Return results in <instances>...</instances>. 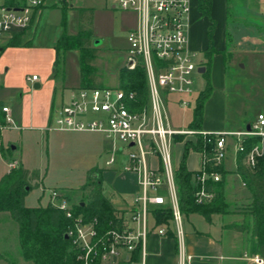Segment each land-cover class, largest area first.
Segmentation results:
<instances>
[{"label": "built area", "instance_id": "obj_1", "mask_svg": "<svg viewBox=\"0 0 264 264\" xmlns=\"http://www.w3.org/2000/svg\"><path fill=\"white\" fill-rule=\"evenodd\" d=\"M8 2H0V48L31 27L35 12L44 0ZM192 6L193 0L115 1V7L137 16L136 27L127 36L126 68H144L148 105L138 108L136 94L119 87H80L70 90L68 103L52 113V122L46 131L103 134L115 144L107 166L116 165L119 157L124 155L122 170L136 174L138 180L137 193L126 208L116 209L113 219L106 222L76 212L78 203H71L60 191H51L50 205L62 211L68 220L65 236L70 241L76 264H147L150 235L155 232L166 237L170 231L176 235L181 264L189 263L192 256L185 253L184 216L176 184L177 168L172 161L175 137L215 136V166L222 165L226 159L228 135L238 137V153L245 151L244 142L249 137H260L264 142V114L258 116L250 131L235 134L180 130L172 126L166 97L178 96L179 104L189 107L188 98L195 91V76L201 74L202 62H197L198 56L190 48ZM28 81H38V76L28 77ZM135 106L137 108L132 109ZM2 111L5 122L0 121V131L20 130L10 116V108L3 107ZM125 145L128 146L126 151ZM263 151L262 143L254 146L247 153L245 163L255 169ZM202 156L203 169L195 177V199L203 205L213 202L217 195L216 189H207L208 180L220 182L221 175L209 173L207 155L202 153ZM9 166L10 169L16 168V163ZM165 206L171 208L173 218L167 224H158L154 210ZM249 260L264 264L259 256H252Z\"/></svg>", "mask_w": 264, "mask_h": 264}, {"label": "crops", "instance_id": "obj_2", "mask_svg": "<svg viewBox=\"0 0 264 264\" xmlns=\"http://www.w3.org/2000/svg\"><path fill=\"white\" fill-rule=\"evenodd\" d=\"M14 1L15 0H9L8 3L13 4ZM46 1L47 0H44L42 6L36 10L31 27L26 31L15 35L14 39L10 42L4 43L0 48V71L2 72V77L0 79V121L5 122V113H3L2 108L9 107L11 111L10 116L18 126L19 122L26 125L28 123L32 125L33 122L34 124H38V128L41 131L50 133V131H46L45 129L52 122V113L54 109L68 103L70 90L80 88L81 86V65L80 83L78 87L67 85L65 80H63L65 68L62 67L60 63L61 56L67 51L64 53L62 52L58 58L56 46L58 40L63 35L75 36L78 33L74 35L68 34L65 29V32L59 37H57L58 35H55L54 37H50L47 41H45L42 34L38 35L40 18L46 9ZM66 3L67 1H64V4ZM247 3V6H238L236 0H212L211 17H206L199 10L198 0H193L189 34L190 48L197 54L198 57L199 55L204 57L201 68V70H204L201 71L202 75H205L208 69L206 53L210 48L209 28L212 25L211 20L215 21L216 24V29L213 35L214 50L216 53L213 56L211 68H213V71L217 69L218 74L216 72L215 76V71L212 72L213 75L211 77V81L214 86V93L205 104L204 119L201 128L202 130L208 132H226L235 134L248 131V127L251 128L257 123L250 124V119L242 117V125L240 127L236 129H228L225 121L228 98L225 90V75L228 69V62L233 57V54L240 52L238 53L240 55L237 58L240 59L239 62L246 60L245 63H242V68H246L249 65L252 67L264 65V12L262 10V6H260L263 1L247 0ZM112 8H117L115 7V3ZM242 19L243 21H246L247 24H244L243 22L241 23L240 20L242 21ZM136 24L132 29L136 27ZM63 25L66 27V21H64ZM245 27L253 29V32L255 33V40L260 41L261 44L244 47V43H242L243 41H238L236 39V31L238 33L240 28ZM91 39L92 49L96 50L98 55V49L94 47L93 37ZM241 52H245L246 55L242 56L244 54ZM97 55L95 56V60L93 62L95 70L96 66L94 64L97 60ZM27 65H33L34 67L39 66V68L38 70L33 71L31 75L29 72L24 71ZM221 68L223 70V75L220 73ZM95 72L98 75L97 70ZM34 75L38 76V81H28V77H32ZM29 83L33 85L34 92L32 91V88L29 87ZM118 83L116 87H118ZM26 90L28 93L30 92V95L27 96V98H24L22 91ZM8 91L18 94V98L14 95H9L7 93ZM195 92L196 91H194V94L188 98L190 106L193 99L195 100L196 106V100L199 95L196 96ZM15 100L18 101L22 107L21 117L14 113L12 103ZM179 101L180 98L178 96H167V109L170 104H174L179 108L190 107H182L179 104ZM193 112L189 124L192 121ZM260 114H264V111H260ZM29 127L31 126H24L21 127L20 130L16 131H22L24 128ZM98 134L103 136L106 140L104 149L107 152L111 151L112 153L115 148V144L111 140L107 139L103 134ZM237 139L238 137L236 135H228L226 137L227 156L223 163L224 174L221 175V186L219 183H215V187H219V189L224 193V197L227 199L240 198L242 197L239 195L240 193L249 201L250 192L244 185L241 176L237 173V160L239 155L236 149ZM3 140L2 134V140L0 143L2 147L4 145ZM179 144L183 145L185 148V143H178V141H175V145ZM10 145L11 143L7 146V150H9L8 147H10ZM14 147V150H17V146ZM14 150L12 149V151ZM233 157L234 162L232 166L231 160ZM181 161H179L180 163H178L179 165L177 169L180 167L182 163ZM13 163H16L17 165V162ZM124 163L125 156L123 155L119 157V161L116 165L108 166L112 168L107 169L106 171L100 168H94L88 173L89 176L94 170L101 171L103 189H105L106 186H113L115 188V192H110L109 195H106L104 191V195L118 210L125 209L138 190V180L136 174L124 172L122 170ZM186 166L187 169L193 173L201 172L203 169L202 153L191 150L186 159ZM10 172L11 171H9V173ZM63 194L71 202V195L68 192H64ZM116 202H119V207L116 206ZM49 204L50 198L45 206L42 205L38 207L45 208L48 207ZM228 216L229 215L227 214H214L211 215L208 220L202 215L192 214L184 218L185 253L188 256H192V260L186 264H252L249 260L252 255L247 250L248 234L229 229L227 227L228 225L240 223L231 221ZM3 218L5 220L9 219V224L7 226H3ZM13 221L14 220L9 212H0V231L10 226ZM17 229L19 251L23 257L21 253L18 225ZM0 264H8L6 255L4 256L1 252ZM147 264H181L179 245L174 231H170L166 237H161L155 232L150 235L147 246Z\"/></svg>", "mask_w": 264, "mask_h": 264}, {"label": "rangeland", "instance_id": "obj_3", "mask_svg": "<svg viewBox=\"0 0 264 264\" xmlns=\"http://www.w3.org/2000/svg\"><path fill=\"white\" fill-rule=\"evenodd\" d=\"M64 1H67V3L64 4ZM236 1L238 6L248 5L247 0ZM114 3L115 0H47L46 9L40 18L38 29V35L42 34L45 41L55 35L59 37L65 32V29L68 34H77L81 11L84 9L90 11L93 16L91 35L94 39V47L98 49L97 60L94 65L100 77L101 87L117 86L118 75L126 67L127 49L129 47L127 36L136 24L135 14L123 11L120 8L113 9ZM260 6H262L264 12V4L261 3ZM64 21H66V27L63 25ZM240 22L247 24L243 19ZM254 34L253 29L250 27L240 28L238 33L236 31V39L243 41L244 47L261 44L260 41L255 40ZM238 53L240 52L233 54L231 62L227 60L229 62L225 75V90L228 96L225 121L228 129L240 127L242 117L250 119V124H254L257 122L260 111H264V65L259 67L249 65L242 68V63H245L246 60L239 62L240 59L237 58L240 54ZM241 53L244 54L242 56L246 55L245 52ZM203 58L202 55H199L197 62L201 63ZM60 63L65 68L63 78L65 83L78 87L80 83V52L78 50L67 51L61 56ZM38 68L39 66L27 65L24 71L32 75L33 71L38 70ZM214 71L216 76L218 70L215 69ZM214 71L211 68L210 77H212ZM220 73L223 75L222 68ZM195 81V95L198 96L206 87V77L204 74L196 75ZM29 87L32 88V91L34 90L31 83H29ZM22 92L24 98L30 95L27 90ZM7 93L18 98V94L14 92L8 91ZM12 107L14 113L21 117L22 107L20 103L15 100ZM194 108V99L189 108H179L174 104H170L168 113L173 127L180 130L188 129ZM19 126L31 127L24 128L22 131L5 130L2 133L4 145L3 147L0 145V181L9 171L18 170L19 168L28 170L27 182L32 188L26 199V204L29 207L45 206L52 190L62 193L68 192L71 195V203H79L87 198L89 192L81 190V186L88 182V173L94 168L105 171L112 168L106 165V162L112 156L111 151L107 152L104 149L106 140L98 133L55 131L47 133L41 131L38 124L33 122L32 125L19 122ZM193 139V137H185L178 143H185ZM9 143L11 145L7 150ZM261 143L264 150L262 139L258 144ZM12 146H17V150L12 151ZM124 149L125 151L128 150V146L125 145ZM184 149L181 144L173 147L172 161L175 168L178 167L179 161L184 159ZM263 158L264 151L259 160ZM13 162H17V165L16 168L11 170L9 165ZM233 162L234 157L231 160L232 166ZM114 189L113 186H106L103 190L106 195H109L110 192H115ZM239 195L243 197L240 193ZM242 197L233 199L224 197L228 217L231 221L240 224L246 223V220L249 219V217H244L243 212L247 210L246 208L250 202ZM116 206H120L119 202H116ZM8 220L3 218V226L9 224ZM250 238L251 235L248 234V242ZM248 242L247 250L251 254ZM0 252L4 256L6 255L8 264H34L25 261L20 254L18 229L15 221L0 231Z\"/></svg>", "mask_w": 264, "mask_h": 264}, {"label": "trees", "instance_id": "obj_4", "mask_svg": "<svg viewBox=\"0 0 264 264\" xmlns=\"http://www.w3.org/2000/svg\"><path fill=\"white\" fill-rule=\"evenodd\" d=\"M200 12L211 17L212 0H198ZM92 13L82 10L80 14V26L78 34L75 36L63 35L57 42L56 53L59 58L61 53L69 50H78L81 55V86L98 88L101 87L96 74L93 62L97 55L92 49L93 22ZM209 28L210 48L206 53L207 72L206 87L199 94L196 100L192 121L189 124L191 130H202L204 119V109L206 102L213 94V85L210 77V68L214 54L213 35L216 29L215 21L211 20ZM118 87L126 92H134L139 108L148 104L149 91L147 75L142 66L135 70L123 68L119 74ZM132 107L136 109L137 107ZM1 107V103H0ZM183 135L175 137V141H181ZM260 137L254 136L245 139V151L239 152L237 160V173L241 176L244 185L250 192L247 210L244 217H249L246 223L231 224L227 227L240 233L251 235L248 242L251 255L259 256L264 260V158L258 160L255 169L250 168L245 163L247 153L260 141ZM2 132L0 131V143ZM216 137L204 138L197 136L196 139L185 142L184 159L176 171V184L178 187L180 207L184 218L192 214H199L206 219H210L214 214H227L224 193L215 187L213 180H208L207 189H216L217 195L213 202L209 204H198L195 199L197 186L195 177L200 174L193 173L187 169L186 159L191 150L205 153L207 155L206 169L209 173L224 174L223 164L215 166L213 153L215 149ZM96 175V177L94 175ZM28 170L19 168L12 170L0 181V212H9L13 220L19 226V238L21 251L24 259L34 264H76L75 254L70 251V241L65 239L68 225L64 213L53 208L50 204L45 208H30L26 205V198L32 188L27 182ZM221 186V181L217 182ZM81 190L89 191L87 198L83 199L75 206L76 212L84 213L88 218L98 217L102 222L113 219L116 208L104 195L103 178L101 171L94 170L88 177ZM158 224H167L173 218L172 210L169 206L159 207L154 210Z\"/></svg>", "mask_w": 264, "mask_h": 264}, {"label": "water", "instance_id": "obj_5", "mask_svg": "<svg viewBox=\"0 0 264 264\" xmlns=\"http://www.w3.org/2000/svg\"><path fill=\"white\" fill-rule=\"evenodd\" d=\"M201 71H204V70H201ZM248 131H250L251 130V128L250 127H248V129H247ZM13 150L15 149V147L13 146V148H12ZM95 177H96V175H95ZM65 239L66 240H68V236H65ZM252 264H255V263H252Z\"/></svg>", "mask_w": 264, "mask_h": 264}]
</instances>
